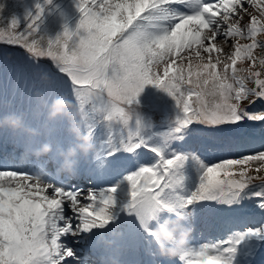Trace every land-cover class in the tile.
Returning <instances> with one entry per match:
<instances>
[{
    "label": "snow or ice",
    "instance_id": "1",
    "mask_svg": "<svg viewBox=\"0 0 264 264\" xmlns=\"http://www.w3.org/2000/svg\"><path fill=\"white\" fill-rule=\"evenodd\" d=\"M78 10L77 31L66 28L46 48L34 36L43 9L24 31L17 32L15 20L0 28V41L25 49L36 76L54 74L39 63L40 57H50L56 72L68 78L90 128L100 112L110 125L122 126L123 134L110 133L106 150L94 162V178L111 183L85 193L50 171L44 183L33 180L29 168L48 169L51 157L27 169L9 168L0 160V264H88L81 246L87 247L92 227L119 221L146 242L151 231L143 232L141 223L163 213L190 225L197 205L229 224L250 210L260 219L187 248L179 259L255 264L264 249V183L254 185L260 177L249 171L257 161L254 171L264 170V143L254 152L208 161L198 149L183 146L195 139L212 147L231 142L230 134L238 130L264 129V55H256L264 52L259 39L264 37V0H78ZM238 62L248 67L238 69ZM149 84L173 97L182 113L158 140L143 134L133 107ZM9 112L21 110L0 107V115ZM146 154L151 163L142 160ZM187 164L196 173L193 187L185 183ZM165 261L175 264L168 259L161 264Z\"/></svg>",
    "mask_w": 264,
    "mask_h": 264
},
{
    "label": "rangeland",
    "instance_id": "2",
    "mask_svg": "<svg viewBox=\"0 0 264 264\" xmlns=\"http://www.w3.org/2000/svg\"><path fill=\"white\" fill-rule=\"evenodd\" d=\"M7 0H0V9L3 8ZM34 1V5H36V0ZM69 1L71 3H69ZM39 2H43V5L39 8H44L47 5L48 9H44L42 11V15L40 19L37 21V32L34 34L35 39L40 41L41 46L47 47V36L42 33L40 28V23L45 21V18L48 19L47 25L54 29H50L49 33V41H55L53 35H55V31L59 29V37L63 35L65 29L67 28L70 32H76L78 29L79 22L82 18L80 12L76 15H73L78 10V0H52L50 3L46 2V0H39ZM60 3L64 6L67 4L66 8H68L65 12L56 13L55 8ZM55 12V13H54ZM17 13V12H16ZM39 10H33L29 13L27 18H24L23 15H19L15 18L14 15H7L0 19V28L7 29L13 20L17 21L19 31H24L22 28L24 25L28 27L31 23L29 20H32L37 14ZM72 13V14H71ZM41 14V13H39ZM71 14V15H70ZM48 15V16H47ZM62 17L63 22L59 19L60 26L57 27V18ZM26 20L24 22H19L21 20ZM45 30H47V26L45 25ZM39 29V30H38ZM82 32V30H81ZM43 38V39H41ZM30 39H32L30 37ZM264 40V37L259 38ZM3 44L7 45L8 49H0V104L2 106L6 105L10 98L9 107H14L16 109L21 110V112H9L6 115H0V120L2 124H5V131L1 132L0 128V146L6 148V152L17 150L16 144L21 146V149L25 147V141L27 140L26 136H19L14 134L9 127H7L8 122L21 120L23 123L32 129H39L44 132V135H41L35 143L31 145V147H38L40 144L44 142H49L54 145L55 149H60L66 152L69 147L75 145L74 137L68 132V121L62 117H58L54 120L49 119V108L52 105L53 101L60 98H66L73 102L74 108L78 111L86 114L84 110L80 107L75 95L70 92V84L68 78L61 73L56 72L55 70V62L51 60L50 57L43 56L39 58V63L44 65L53 71V75L42 77L41 74L37 76L33 73L31 68V61L28 58V54L25 49L21 48L19 45L8 44L4 41ZM69 43H71L69 41ZM257 56L264 55V52L257 50ZM248 65L247 62H238L237 68L244 69V67ZM31 69H29L28 67ZM193 69L195 70V63L193 64ZM256 70H260L257 67ZM158 72L161 76H163V67L158 69ZM61 91V92H60ZM51 94V96H50ZM8 96V99H7ZM21 99V102L19 101ZM211 101V97L208 98ZM162 104L163 107L171 110L174 116V125L178 118H180L181 109L178 107L175 99L169 96L165 91L160 88L155 87L154 85H146L137 98V103L133 105L135 108L136 116L141 120L142 124L147 126L145 129L144 135L149 139L150 136L147 132L154 130V127L151 126V122L147 121L145 123L146 118L152 120L154 111L161 110L157 108ZM0 105V107H2ZM31 105V107H30ZM27 106H29L27 108ZM44 110V111H43ZM43 111V112H42ZM160 114L162 112H159ZM87 115V114H86ZM88 116V115H87ZM105 114L100 112L93 117L92 124L97 123V137L94 139V144L97 143V140L102 138L105 131H108L109 134L113 135H122L123 128L118 123L109 124L108 121L104 119ZM168 119V118H167ZM169 122H173V118H170ZM59 123V125H58ZM173 126V125H172ZM171 126V127H172ZM132 127L135 128V123L133 121ZM158 135L161 133V127H158ZM169 128H166L165 131H169ZM260 130V131H259ZM258 132V133H257ZM194 140V139H193ZM192 140V141H193ZM264 143V129L260 127H255L249 129L248 132L242 136H235V139L232 140V144L225 143L222 149L217 154H206L202 149H198L196 145L195 148L191 146H185L184 150L191 151L192 149H198L201 156L206 160H217L220 157H235L244 153L247 154L249 152H254L260 149L261 144ZM179 146V145H178ZM20 149V150H21ZM20 150L17 151V156L12 159H9L6 155H2L5 157L1 158L2 161L5 162V165L9 168H20L23 167L27 169L29 166H22L18 163V158L20 154ZM52 155L41 158L39 160L33 159V162L41 161L46 158L51 157ZM145 157V158H144ZM92 156H90L87 160L84 158H79L76 166V173L80 171V175L77 177V185L72 184L73 179H67L66 186H74L78 189H83L85 193H87L90 189H96L99 191L102 187H107L111 180H97L94 178L93 172L95 164L94 162L89 164L88 162L91 160ZM54 159H51L53 162ZM142 160L148 163H151V158L146 154V156L142 157ZM50 162V163H51ZM55 163V162H53ZM61 161L57 160L55 164H51L48 169H42L39 166L30 167L29 170L32 172L33 180L38 183L40 182V178H43L49 171L55 173L56 169L59 168ZM259 164V162H252L251 168L253 170L249 171V175L259 176V180H253L252 183L254 185L255 182L262 181L264 183V170L260 173H256L254 171L255 167ZM30 165V166H31ZM48 171V172H47ZM185 183L188 187L195 186L196 183V173L191 164H187L184 169ZM45 178V177H44ZM56 179H59L55 176ZM123 179V176H118L117 180ZM63 180V179H62ZM41 183H43L41 181ZM126 190V189H125ZM82 203H89L87 200H82ZM95 206V205H93ZM199 210L193 214L198 215V220L190 223V226L193 227L192 234L190 236V243L188 248L196 249L200 245L204 243H208L214 240L222 239L226 236L230 229L243 228L245 224H254L259 219L260 216L255 210H250L248 214H246L245 218H240L234 223H225L222 219L213 217L210 215L207 209H200L199 205L196 206ZM196 217V216H195ZM155 222L149 220V224L147 228H158V229H168L171 227L170 219L165 218L163 213H158L155 217ZM115 222V223H114ZM114 223V228L110 231V225ZM106 229H109L107 234L103 232L101 227H96L102 230V233L105 236V247L110 249L115 247V252H120V254L127 260H133L134 264H160V257L157 253V248L152 242L151 238H148V241L144 242V237L142 233L130 234L125 224L119 221H113L111 223L105 224ZM141 228V224H140ZM215 229V230H214ZM93 227L89 230V232H93ZM143 232H149L148 229H142ZM215 231V232H214ZM88 232V233H89ZM87 233V235H88ZM129 233V235H127ZM151 233V232H150ZM217 233L218 235H210ZM86 235L85 243L91 242L89 240V236ZM126 235L128 237L125 238ZM194 235H196V241H193ZM96 238L104 240V236L95 235ZM150 236H153L152 233ZM113 241V244H112ZM82 247V246H81ZM148 249V252H147ZM85 259L88 261V264L92 262L86 256ZM155 254V255H153ZM153 256L155 258H153ZM189 259H195L194 257H186L184 261H181L178 258L173 259L175 264H188ZM166 262V261H165ZM255 264H264V249H260L257 252V255L254 257Z\"/></svg>",
    "mask_w": 264,
    "mask_h": 264
},
{
    "label": "clouds",
    "instance_id": "3",
    "mask_svg": "<svg viewBox=\"0 0 264 264\" xmlns=\"http://www.w3.org/2000/svg\"><path fill=\"white\" fill-rule=\"evenodd\" d=\"M58 117L68 121L67 130L75 139V145L69 147L66 152L55 149L54 145L49 142H44L38 147H31L45 133L39 129L27 127L21 120L8 122L7 127L14 134L27 137L25 147L20 150L18 163L22 166H30L33 159L39 160L54 154L53 162L60 160L61 163L53 175L59 179H76L75 169L78 159L82 157L87 160L94 155L95 144L89 127L90 120L86 114L74 108L73 102L66 98L54 100L49 108V119L54 120ZM170 223L171 227L168 229L150 228L148 230L151 231L156 242V254L162 259L173 260L181 257L189 247L193 227L183 218L173 217L170 219Z\"/></svg>",
    "mask_w": 264,
    "mask_h": 264
},
{
    "label": "bare ground",
    "instance_id": "4",
    "mask_svg": "<svg viewBox=\"0 0 264 264\" xmlns=\"http://www.w3.org/2000/svg\"><path fill=\"white\" fill-rule=\"evenodd\" d=\"M1 152V151H0ZM13 160V159H12ZM53 161V160H52ZM51 164H54L53 162H51L50 163V165ZM50 165L48 166V167H50ZM44 178V177H43ZM41 180H40V182L38 181V183H41V181H42V178H40ZM45 180H48V178H45ZM72 184H75V185H77V178L76 179H73V182H72Z\"/></svg>",
    "mask_w": 264,
    "mask_h": 264
}]
</instances>
